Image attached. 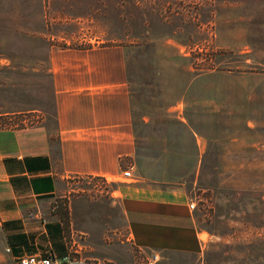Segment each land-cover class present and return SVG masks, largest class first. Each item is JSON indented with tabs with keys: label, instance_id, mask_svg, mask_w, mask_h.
<instances>
[{
	"label": "rangeland",
	"instance_id": "obj_1",
	"mask_svg": "<svg viewBox=\"0 0 264 264\" xmlns=\"http://www.w3.org/2000/svg\"><path fill=\"white\" fill-rule=\"evenodd\" d=\"M175 2L160 22L146 0L142 26L119 0H0V128L52 121L51 49L125 54L131 178L68 175L50 203L82 264L150 256L128 235L125 185L193 204L201 250L154 264H264V0ZM197 48L214 69L188 68ZM0 264H15L1 231Z\"/></svg>",
	"mask_w": 264,
	"mask_h": 264
},
{
	"label": "crops",
	"instance_id": "obj_2",
	"mask_svg": "<svg viewBox=\"0 0 264 264\" xmlns=\"http://www.w3.org/2000/svg\"><path fill=\"white\" fill-rule=\"evenodd\" d=\"M48 61L52 121L0 128V231L15 264L24 256L60 259L73 247L50 208L62 178L120 177L134 151L123 48H54ZM125 186L120 208L127 232L148 259L199 253L203 240L187 201L163 189Z\"/></svg>",
	"mask_w": 264,
	"mask_h": 264
},
{
	"label": "trees",
	"instance_id": "obj_3",
	"mask_svg": "<svg viewBox=\"0 0 264 264\" xmlns=\"http://www.w3.org/2000/svg\"><path fill=\"white\" fill-rule=\"evenodd\" d=\"M146 0H119V3H123V7H130L132 8L133 12H134V23H137V25H144L145 24V19H144V11H145V6H144V2ZM155 1V6L153 7V12L154 15L156 16V20H159L161 22V20L163 19V15H162V7L163 4L162 3H167L169 2L170 4H174L176 3L175 1L181 2V1H185V0H153ZM172 2V3H171ZM182 3V2H181ZM179 3H177L178 5ZM164 8V7H163ZM170 7H166L165 10H169ZM169 13H173V11L169 12ZM128 17L130 19H132V14L128 13L127 14V19ZM200 49V48H199ZM198 48L195 51L191 53V57L192 62H190L189 67L188 68H193L194 70H210V69H214V67L212 65L209 64V62L211 61L210 58L214 55L211 54L210 52H206L203 49L199 50ZM194 58H198L197 61L200 62H194ZM201 63V64H199ZM64 218V216H63Z\"/></svg>",
	"mask_w": 264,
	"mask_h": 264
},
{
	"label": "built area",
	"instance_id": "obj_4",
	"mask_svg": "<svg viewBox=\"0 0 264 264\" xmlns=\"http://www.w3.org/2000/svg\"><path fill=\"white\" fill-rule=\"evenodd\" d=\"M120 177L123 179L131 178L130 168H125L121 171ZM193 204L189 203L188 208L192 209ZM79 252L76 249L69 247L67 253L60 259H54L51 255L47 254L44 257L38 256H24L18 258L16 264H82L81 260H77L76 256ZM156 257L152 255L145 261V264H154Z\"/></svg>",
	"mask_w": 264,
	"mask_h": 264
}]
</instances>
